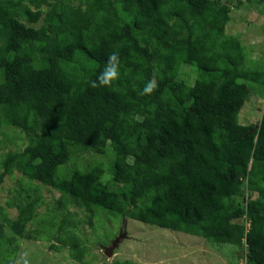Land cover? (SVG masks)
<instances>
[{
    "label": "trees",
    "instance_id": "1",
    "mask_svg": "<svg viewBox=\"0 0 264 264\" xmlns=\"http://www.w3.org/2000/svg\"><path fill=\"white\" fill-rule=\"evenodd\" d=\"M231 18L223 0H0V190L21 173L0 204V264L21 258L19 239L84 262L78 227L101 214L264 264V111L256 129L239 121L264 69L245 66ZM113 52L119 80L90 87ZM182 67L198 71L194 82ZM150 79L158 88L140 95ZM75 151L108 160L72 168ZM42 186L60 194L43 212Z\"/></svg>",
    "mask_w": 264,
    "mask_h": 264
},
{
    "label": "rangeland",
    "instance_id": "2",
    "mask_svg": "<svg viewBox=\"0 0 264 264\" xmlns=\"http://www.w3.org/2000/svg\"><path fill=\"white\" fill-rule=\"evenodd\" d=\"M223 1L228 4L232 16L227 32L239 35L242 40L247 54L245 66L250 69H264V2L257 4L243 0V4L238 5V0ZM196 72L198 73L191 68L182 67L179 77L194 82ZM248 85L253 89V96L243 106L239 121L242 124H259L264 111V89L252 81ZM22 140H16L14 146L8 144L7 149L23 147ZM73 156V161L70 162L72 168L76 164L90 165L95 158L108 160L106 155L94 152L75 151ZM20 176L21 173L16 171L7 177L0 190V204H5L6 199L12 196ZM40 193L45 199L42 212L47 206L56 204L60 196L59 192L48 186H42ZM8 210L11 215L16 214L14 208ZM68 210L72 216L76 214L77 219H84L88 212L74 204H70ZM77 233L88 247L84 254L85 263L75 260L68 249L55 252L49 248L50 242L46 240L19 239L21 254L27 252L31 264H102L115 260H131L141 264H232L235 260V257L225 253V249L229 251L227 246L219 249L201 236L149 225L129 217L116 219L101 214L99 219L95 218L94 226L83 220ZM121 233L123 235L118 246L114 247L112 255L109 256L106 254V247H111Z\"/></svg>",
    "mask_w": 264,
    "mask_h": 264
},
{
    "label": "clouds",
    "instance_id": "3",
    "mask_svg": "<svg viewBox=\"0 0 264 264\" xmlns=\"http://www.w3.org/2000/svg\"><path fill=\"white\" fill-rule=\"evenodd\" d=\"M120 64L121 61L118 53L113 52L109 54L103 71L100 72L95 80L90 81V87L95 89L112 86V84L120 78ZM157 88V81L155 79H150L146 82L139 94L143 96L152 95ZM14 264H31L28 253H23L21 258L16 260Z\"/></svg>",
    "mask_w": 264,
    "mask_h": 264
},
{
    "label": "water",
    "instance_id": "4",
    "mask_svg": "<svg viewBox=\"0 0 264 264\" xmlns=\"http://www.w3.org/2000/svg\"><path fill=\"white\" fill-rule=\"evenodd\" d=\"M258 127V124H256V126L254 127V129H256ZM123 234L121 233L120 236H118L114 242H113V245L111 247H106V254H108L109 256L112 255L113 253V250H114V247L115 246H118L119 242H120V237L122 236Z\"/></svg>",
    "mask_w": 264,
    "mask_h": 264
},
{
    "label": "built area",
    "instance_id": "5",
    "mask_svg": "<svg viewBox=\"0 0 264 264\" xmlns=\"http://www.w3.org/2000/svg\"><path fill=\"white\" fill-rule=\"evenodd\" d=\"M242 264H246L245 262H242Z\"/></svg>",
    "mask_w": 264,
    "mask_h": 264
}]
</instances>
